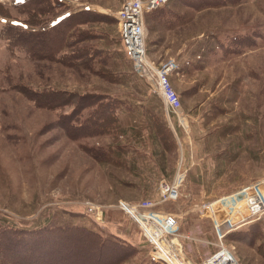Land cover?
Masks as SVG:
<instances>
[{
	"label": "rangeland",
	"instance_id": "374dc122",
	"mask_svg": "<svg viewBox=\"0 0 264 264\" xmlns=\"http://www.w3.org/2000/svg\"><path fill=\"white\" fill-rule=\"evenodd\" d=\"M60 1L73 12L82 9L79 2L102 5L94 9L115 19L122 3ZM142 20L148 59L179 65L169 78L183 122L171 112L167 117L123 52L117 20L78 15L65 26L66 43L41 56L10 52L0 37L1 227L84 225L124 243L125 255L113 264H159L148 257L136 225L114 206L120 199H148L156 209L179 214L178 239L189 257L198 261L213 252L211 222L199 210L264 176V0H167L143 11ZM7 22L16 21L0 17V30ZM199 43L200 55L187 71L186 57ZM40 89L103 95L115 102L117 118L101 134L73 139L61 116L70 114L69 125H80L96 105L80 113L74 102L40 107L28 95ZM178 167L185 171L179 198L160 202L159 183L171 182ZM91 205L104 211L100 221L86 212ZM223 243L240 264H264V214L230 231Z\"/></svg>",
	"mask_w": 264,
	"mask_h": 264
},
{
	"label": "trees",
	"instance_id": "16d2710c",
	"mask_svg": "<svg viewBox=\"0 0 264 264\" xmlns=\"http://www.w3.org/2000/svg\"><path fill=\"white\" fill-rule=\"evenodd\" d=\"M51 7L56 8L54 13L46 20H38L37 15L47 13ZM67 10L68 6L60 0H19L13 6L0 3V17L33 28L7 22L1 26L0 37L4 39L10 52L22 50L32 56H41L43 52L52 53L54 46L58 48L61 45V40L66 43L68 35L63 33L68 32L69 28L65 29V26L78 15L88 14L96 19L116 20L110 14L92 9H81L64 15ZM17 13H25L30 19L19 18ZM59 33L62 35L61 39ZM94 55L90 54L92 57ZM28 95L38 106L50 109L74 102L73 111L77 113L96 105L80 125H69V118H72L70 114L61 116L60 125L73 139L101 134L109 127L110 121L114 122L117 118L114 113L115 102L107 97L101 100L103 95L86 94L81 97L73 92L64 91L62 94L50 89L30 90ZM108 238L101 237L84 225L39 229L4 225L0 226V264H113L122 260L121 256L125 255L123 249L126 247L124 243Z\"/></svg>",
	"mask_w": 264,
	"mask_h": 264
},
{
	"label": "built area",
	"instance_id": "2783aa9c",
	"mask_svg": "<svg viewBox=\"0 0 264 264\" xmlns=\"http://www.w3.org/2000/svg\"><path fill=\"white\" fill-rule=\"evenodd\" d=\"M167 0H122L116 12V20L121 45L131 59L138 75L149 84L153 95L158 97L165 113L175 114L179 122L184 116L180 112V99L171 85L170 74L179 68L174 59L159 65L148 59L143 43V11L151 10ZM184 170L178 167L171 182L159 183V201L174 202L180 196L179 184ZM234 189L214 200L208 201L199 210L210 219L215 249L201 260L195 261L185 252L179 237V214L156 209L155 203L148 199L136 204L118 200L115 207L123 212L138 228L147 244V255L151 261L159 264H240L233 251L223 243L230 231L259 219L264 214V176ZM88 214L100 221L103 210L93 205L86 209Z\"/></svg>",
	"mask_w": 264,
	"mask_h": 264
},
{
	"label": "crops",
	"instance_id": "0c3cea01",
	"mask_svg": "<svg viewBox=\"0 0 264 264\" xmlns=\"http://www.w3.org/2000/svg\"><path fill=\"white\" fill-rule=\"evenodd\" d=\"M79 4L81 5L82 4V7H80V8H82V9H92V10H95L94 9V6H99V7H102V5H97V4H92L91 2H79ZM80 8H77V9H80ZM104 9V8H103ZM95 11H98L97 9L95 10ZM71 12H73L72 10L71 11H67L64 15H67V14H69V13H71ZM99 12V11H98ZM101 12H103V13H107V14H111V13H109V12H107V11H101ZM63 15V16H64ZM200 46H201V44L199 43L198 44V46H197V48H196V50H195V53L194 54H189L187 57H186V60H188V62H187V71L193 66V65H195L196 64V61H195V59H194V56L193 55H196L197 54V57H199V49H200ZM196 52H198V53H196ZM191 64H193L192 66H191ZM185 71V70H184ZM182 72V74H186L187 72ZM183 78V81H186V78L185 77H182ZM170 82H171V80H170ZM166 115H167V117L169 118V114H167V113H165Z\"/></svg>",
	"mask_w": 264,
	"mask_h": 264
},
{
	"label": "snow or ice",
	"instance_id": "6c2138e0",
	"mask_svg": "<svg viewBox=\"0 0 264 264\" xmlns=\"http://www.w3.org/2000/svg\"><path fill=\"white\" fill-rule=\"evenodd\" d=\"M15 23H19V22H15ZM26 27V26H25Z\"/></svg>",
	"mask_w": 264,
	"mask_h": 264
}]
</instances>
